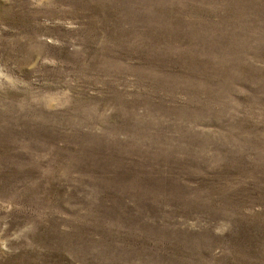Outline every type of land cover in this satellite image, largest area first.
<instances>
[{
  "label": "rangeland",
  "instance_id": "374dc122",
  "mask_svg": "<svg viewBox=\"0 0 264 264\" xmlns=\"http://www.w3.org/2000/svg\"><path fill=\"white\" fill-rule=\"evenodd\" d=\"M0 264H264V0H0Z\"/></svg>",
  "mask_w": 264,
  "mask_h": 264
}]
</instances>
